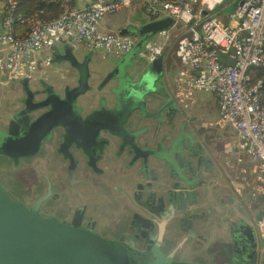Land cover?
Returning <instances> with one entry per match:
<instances>
[{"label":"water","instance_id":"obj_1","mask_svg":"<svg viewBox=\"0 0 264 264\" xmlns=\"http://www.w3.org/2000/svg\"><path fill=\"white\" fill-rule=\"evenodd\" d=\"M130 8L136 13V20L124 25L119 33L133 36L135 42L128 52L110 59V70L104 69L103 83L116 82L109 89L112 97L107 95L106 89H101L99 110L102 109L109 116L105 123H100L95 128L118 138L119 152L130 156L132 162L139 161L140 171L146 172L150 170V158L167 162L171 158V150H166L161 141L153 145L148 136L142 139L144 135L136 126L141 119L158 121L163 116H172L178 111V107L175 98L170 97L163 86L166 65L164 55L146 61L139 57V53L156 33L169 29L174 19L165 15L146 20L140 6ZM0 33H6L1 21ZM44 49L49 56L43 58L45 64H66L76 70L77 78L71 85H65L64 91L57 90L53 83L42 78L33 82L30 76L16 79L20 82L22 91L20 106L10 116L7 127H0V155L8 156L16 164H20V157L38 153L42 143L49 141L58 127H66L61 136L63 140L67 135H72L71 140H74L77 136L74 134V121L82 124L87 117H82L80 109L73 106V103L79 95L91 89L89 78L92 76L94 51H85L70 36L55 39ZM139 60L144 64L141 69L138 67ZM230 63L233 61L230 60ZM112 100L114 104L109 107L108 103ZM165 109L166 114L163 112ZM133 118L136 119L134 123ZM95 121L91 120V123ZM78 136L82 141V135ZM190 136L191 134H186L181 129L172 145L185 143ZM111 141L109 138L106 146ZM73 142L77 144V148L83 146ZM57 152L61 154L60 149ZM62 154L69 162L67 169L71 178H75L78 160L68 149L67 153ZM93 163L96 166L95 159ZM87 165L90 166L89 160ZM186 165L194 174L190 163ZM177 177L167 189L160 185L163 192L159 196L154 191L143 195V191L151 187L149 182L137 185L134 197L140 206V212L132 215L131 232L118 239L101 236L94 221L84 222L82 209H76L68 221L55 216H44L40 211V204L49 196L50 187L45 194L26 204L11 197L0 184V264H197L177 262L173 258V251L167 253L161 246L160 234L166 215L169 214L162 209L164 200L172 214L178 209L176 201L180 203L184 197H188V203L193 204L197 198L187 175L179 170ZM156 213L161 216L162 222L158 223L153 219L152 215ZM189 217L192 216L187 217L188 224L183 225L187 235L179 243L196 235ZM187 219L184 218L183 221ZM154 224L160 228L156 233L152 231ZM215 247L218 248L217 254L223 259L218 260L220 264H257L256 233L250 221L243 217L232 218L229 240L217 243Z\"/></svg>","mask_w":264,"mask_h":264},{"label":"built area","instance_id":"obj_2","mask_svg":"<svg viewBox=\"0 0 264 264\" xmlns=\"http://www.w3.org/2000/svg\"><path fill=\"white\" fill-rule=\"evenodd\" d=\"M60 1L62 10L56 18L32 21L22 36L10 33V18H0L6 31L0 33V75L13 80L31 76L38 69L39 52L68 36L86 43L102 58L128 52L135 42L133 36L100 29L109 13L140 6L146 20L171 16L173 25L156 33L139 57L151 61L162 55L171 31H179L176 55L181 72L175 97L187 107L195 102V91L215 94L217 125L233 131L236 138L225 142L223 152L240 147L256 162L253 190L264 194V102L259 94L261 81L250 83L248 72L264 54V0H236L231 11L225 0H88L82 7H75L72 0ZM9 3L15 5L12 0ZM252 221L258 262L264 264V213Z\"/></svg>","mask_w":264,"mask_h":264},{"label":"crops","instance_id":"obj_3","mask_svg":"<svg viewBox=\"0 0 264 264\" xmlns=\"http://www.w3.org/2000/svg\"><path fill=\"white\" fill-rule=\"evenodd\" d=\"M87 2L88 0H72V4L75 7H82L86 5ZM4 5L5 2L0 1V9H2ZM135 14V11L131 8L109 13L107 15L111 17L105 15L102 18L100 29L106 32L119 33L124 25L133 20V17H135L136 20ZM74 43L85 51L90 49L86 43L82 41H74ZM47 56L48 51L46 49H42L39 52L38 59L40 60V67L31 74L30 77H32V82L42 78L55 84V80L60 81V78H62L63 80L61 82L65 81L71 83L77 78L76 70L70 68L66 64L62 66L45 64L43 58ZM112 57L116 56L102 58L98 52L94 51L91 62V72L94 73L100 70L97 63L100 59L106 60L105 70H110L112 67L110 59ZM143 65V62L139 60V69L143 68ZM180 70L177 64H173L168 70H164L162 78L163 86L165 87L167 84L169 91L171 90V82L180 76ZM101 73L103 74V72ZM164 82H166V84ZM110 86H112V81L106 83L103 89H106L107 95L112 97L109 90ZM20 87V82L0 75V119L2 118L3 124L8 122L13 112L20 106L19 98L22 96ZM170 93V97L174 98ZM193 97L197 105L196 108H186L184 104L178 102V99V101L174 99L178 111L174 114L172 113V116H163L160 124H157L155 122L156 120L141 119L136 126L142 131V135H144L142 139L148 136V138L153 141V145L161 141V145L164 146L166 150H171L170 160L166 162L165 160L150 158V170L141 172L139 161H131L130 164H126L128 158L131 159V157L118 150V161L116 159V161H107L101 164L103 173L100 178H103L108 187H111L112 193L108 195L118 201V210L109 204L105 206L99 205L98 207L92 206L94 199H96L99 193L96 191H84L87 196L82 198V200L78 199L75 195L69 198V202L62 216L70 217L76 207L83 208L85 213L84 222L92 220L95 222V228L99 234L118 239L121 235L131 232L132 215L134 212H140V206L134 198L137 185L139 183L145 184L149 182L151 187L146 188L145 191H143V195L154 191L156 196H159L163 192L160 185H164L167 189L173 181L178 179L177 171L180 170L187 175L188 182L193 184L192 190L197 194V198L193 204L188 203V197H184V200L180 203L176 201L175 204L178 205V209L172 214L168 207V203L164 200L162 209L166 210L169 214L166 215V219L163 222V229L160 234L162 240L161 246L167 253L173 251V258L177 262L220 264L221 262L218 261L217 254L218 248H216L215 245H217V243L227 242L229 240V232L225 228V221L222 222L219 220L220 218L215 214L214 210L217 212L224 204H227V202L223 203L220 199L222 194L227 193L229 195L228 203L233 205L238 201L240 206V209L236 211L238 216L235 215V218L243 217L249 221L248 211H246L245 207H242L244 205L242 204L241 191H244L247 197L250 195V190L254 181L256 162L249 159L245 152L240 147H237L234 152L227 153L231 157L228 162H226L228 168L225 166L220 172L218 171L223 158L222 156L226 155L225 152H223L224 144L229 140L235 141V133L231 130L225 131L218 127V103L215 94L211 93L208 96H199L194 92ZM113 104L114 101L112 100L108 103V106L112 107ZM163 112L166 114L167 109ZM197 113H201L199 114V125L193 122ZM181 114H184L183 122L178 124L179 120L176 118ZM2 115L3 117H1ZM135 120L136 119L133 118L132 123H134ZM158 126H160V128H158ZM181 129H183L186 134H191V136L185 143L172 145ZM190 140H196L200 144L201 150L197 154L191 153ZM109 148H111V146ZM220 148L222 152L220 157H217V152L215 151H218ZM110 152L111 151H109V153ZM49 156V154L45 155V157ZM202 156L209 159V164L201 161ZM45 157L43 156L39 160H43ZM183 162H185V165H183ZM188 162L194 174H192L191 170L187 167L186 164ZM115 164L118 173H115L113 176ZM80 165L83 167L82 164ZM81 167L76 171L77 179H80L84 174ZM178 168L179 170H177ZM78 171L80 172L78 173ZM48 172L50 174L52 173L49 170L44 173ZM52 174L49 175L52 184L55 185L53 181L54 178L57 177L55 180H57L58 183H56L55 191L59 195L57 197L58 199L63 190L66 189L64 185L66 178L63 173H61L63 174L62 177L61 174L52 177ZM40 187L38 185V190L35 192L36 197L44 192ZM234 195H236L237 199ZM24 196L29 198V195ZM99 197L100 199H108V196L105 193L103 194V192ZM152 205L155 204L152 202ZM231 209L232 208H228L226 211ZM194 214H197V216H194ZM189 215L192 216L191 218L189 217L191 228L196 235L189 236L182 243H179L180 240L187 235L183 225L188 224L187 217ZM152 217H154L153 219L156 222H162V218L158 213L152 215ZM184 218L187 220L183 221ZM226 219H230V222L232 220V218H228L225 215V220ZM152 231L155 233L159 231L157 224H154Z\"/></svg>","mask_w":264,"mask_h":264},{"label":"rangeland","instance_id":"obj_4","mask_svg":"<svg viewBox=\"0 0 264 264\" xmlns=\"http://www.w3.org/2000/svg\"><path fill=\"white\" fill-rule=\"evenodd\" d=\"M107 17H111L110 15H107ZM222 21H225V16L222 15L221 17ZM106 60L100 59L98 60V68L100 69L99 71H96L94 73H92V77L89 78V84L91 86V89L87 90L85 93L79 95L76 99V102L73 103V106L76 105V107L78 109H80V114L82 117H84L85 115L87 116L85 118V122L80 124V123H76L74 121V131L79 134L82 135L83 137V143L87 140H90L91 135L93 133V129L92 126H98V124L100 123H105L107 120V115L105 112H103V110H99L100 105H101V101H100V95L102 94L101 89L104 88V83H103V78H104V72L106 69V65H105ZM103 72V74L101 73ZM63 79L60 78L59 80H55L54 81V85L56 87L57 90L64 91V88L66 87L65 85H71V83L73 82H61ZM115 80H117L115 78ZM167 82V81H166ZM166 82H164L166 84ZM112 85H115V81H112ZM166 91L168 90V92L170 93L167 84L165 86ZM197 95L199 96H208L211 93L210 92H206V91H195ZM191 107H197L196 103H192L187 105L186 108H191ZM192 108V109H193ZM95 110H97L95 112ZM197 112V111H196ZM199 114L201 113H197L195 116V119L193 120V122L196 125H199L198 123L200 122L199 120ZM3 117V115L1 116ZM183 118H184V114H181L180 116H177V120L178 124H180L181 122H183ZM91 120H96L94 123H91ZM176 120V121H177ZM191 121V120H190ZM159 122H162V120H159ZM4 122L2 121V118L0 119V127H2V124ZM158 128H160V126H158ZM100 133H102V135L106 136L107 132L106 131H101ZM52 149V148H51ZM50 152H52V150H50ZM40 154V153H38ZM36 154V155H38ZM44 154H49V152H41L40 155H38V157H29V158H25L22 161V164L19 166H16V164L13 163V160L7 156H1L0 155V184L2 186H7L10 185V195L11 196H21L23 193H27V195L30 194L31 196V191L32 187L30 185V183H28V181L24 182L22 181V177L26 178V175L29 174V172L32 173L33 177H36V172H35V168L38 166L39 167V172H45L47 170L51 171L53 173V176H56L58 174H61V172L58 170V168L56 166H54L51 163V159H43V160H39L41 159ZM226 155L222 156V161L221 164L219 165L218 171L220 172L225 166L226 168V162H228V160L231 158L227 153H225ZM21 161V160H20ZM14 165V166H13ZM118 173V169H116V164L114 166V172H113V176L114 174ZM88 174V173H87ZM63 176V174H61V177ZM127 176V175H125ZM129 177V176H127ZM130 178V177H129ZM37 179L39 180L40 178L37 177ZM55 179V178H54ZM88 181L85 184H79V183H74V185H78L75 186L74 189H64L61 196L58 199H54L51 203L57 205L55 206V211L56 214L60 217L63 212L65 211L66 205L69 202V198H71V196H76L78 199L84 198L85 196H87L85 194L84 191L86 192H92V191H96L99 194L97 195L96 199H94V202L92 204V206H105V205H110L112 207H114L116 210H118V201L114 200V198H112L111 196V187H108V185L104 182L103 178H99L98 181L94 180L91 174H88ZM91 180L93 182H91ZM215 180V179H214ZM234 180V178H233ZM255 181V180H254ZM253 181V182H254ZM89 182V183H88ZM254 187V183L251 187L250 190V195L247 197L245 195L244 191H241L242 195V204L245 207L246 211H248L249 216L251 217L249 220L252 221V219L254 218V214H256V212H258L259 210H261L262 208H264V203L259 201V199H257L259 195V193L255 190H253ZM118 188V187H117ZM99 190V191H98ZM101 191V192H100ZM105 193L108 196V199H100V195H102ZM33 193V192H32ZM23 194V195H24ZM109 194V195H108ZM22 195V196H23ZM29 196V197H30ZM234 197L236 198V195H234ZM237 199V198H236ZM228 208H232L231 210L226 211V209ZM237 209H240V206L238 204V201L231 205L227 202V204H224L222 208H220L219 211L216 212L215 214L220 218L219 220H221L222 222H224L225 224V228L226 230L229 232V228H230V219H226L225 220V215L226 217H230V218H235V215H237ZM219 212V213H218ZM229 213V214H228ZM254 220V219H253ZM253 222V221H252ZM252 224V223H251ZM253 226V225H252ZM257 262H258V258H257ZM258 264V263H257Z\"/></svg>","mask_w":264,"mask_h":264},{"label":"flooded vegetation","instance_id":"obj_5","mask_svg":"<svg viewBox=\"0 0 264 264\" xmlns=\"http://www.w3.org/2000/svg\"><path fill=\"white\" fill-rule=\"evenodd\" d=\"M38 68H39V66H38ZM155 122L157 124L161 123V122H159V120L155 121ZM7 123L2 124V128H6ZM92 129H93V133L91 135L90 140H87L83 143V141L80 140L81 138L78 136L77 133H74L77 135L74 137V140H71L72 135H67L66 139L63 140L61 138V136L64 134L66 127H58L54 131V136H52L49 141H44L41 145V148L39 149L38 153H40V154H41V152H43V153L49 152V155L52 157H50V156H49L50 158L45 157L46 154H44V157L47 159H51L50 164H53L54 166H56L58 168V170L65 175L66 181L64 182V185H65L66 189H74L76 186V185H74V183L85 184L88 181V179H87L88 174H91L93 179L98 181V179L102 176V173H103L102 168H101V166H102L101 164L103 162H107V161H111V162L116 161V159L118 161V138L111 136L108 133L106 136L102 135V133H100V131H97L95 126H92ZM109 138L112 139V141L110 142L112 145L106 146ZM73 141H76L78 144L81 143L83 146H81V147L79 146L77 148L75 146L77 144ZM110 146H111V148H109ZM58 149H60L61 154L59 152H57ZM67 149L70 152L74 153L75 158L78 160V166L76 167L75 171H77V169L81 167L80 164H82V166H83L81 168L83 169L84 174L82 175V177L80 179H77L76 176H75V178L74 177L71 178V176L68 172L67 165L69 162L67 159L63 158V154H62V153H67ZM101 149H103V151H101ZM50 150H52V152H50ZM109 151H111V152L109 153ZM38 153H36V154H38ZM36 154L32 155V156H27V157H20V160H21L20 164H16L14 162L13 163L16 164L15 167L19 166L22 164L23 159L40 155V154H38V155H36ZM94 159H95L96 166L93 163ZM88 160L90 161V166L87 165ZM126 162H127L126 164H130L131 159L128 158V161H126ZM39 170L40 169L37 166L35 168V172L37 173L36 177H33L31 172H29V174L26 175V178L22 177V179H23L22 181H24V182L28 181V183H30V185L32 187L33 191L30 192L31 196L29 194V196H30L29 198L27 196H24V195H27V193H25V194L23 193L24 195L22 194L24 197H22V195L21 196H11L9 194L10 190H11L10 185L5 186L6 191L8 192V194L11 197L16 198L18 200H21L22 202H24L26 204H30L35 199H37L38 197L45 194L47 191V188L50 187L49 196L40 204L41 213L44 216H55L61 220H67V221L70 220L72 216H70V217L66 216L65 217V216H62L63 215L62 214L59 217L55 211V204L51 203L54 199H57V197L59 196L58 193H56V191H55L56 183H58L57 180H55L57 177L53 181L55 183V185H54V184H52V182L50 180V176H49L52 173L50 174L49 172L48 173L39 172ZM79 172L80 171H78V173ZM52 176H53V174H52ZM37 177H39L40 179L38 180ZM36 179H37V181H36ZM91 182H93V181L91 180ZM38 185H39V187L41 186L40 188H42L44 192L42 194H39L36 197L35 192L38 190ZM76 209H82L84 211L83 208H77L76 207L73 210V213ZM250 218L251 217L248 214V219H250ZM83 219H84V217H83ZM91 221L92 220H88V222H91ZM103 237H106V236H103ZM149 257H150L149 252H147V258H149Z\"/></svg>","mask_w":264,"mask_h":264},{"label":"trees","instance_id":"obj_6","mask_svg":"<svg viewBox=\"0 0 264 264\" xmlns=\"http://www.w3.org/2000/svg\"><path fill=\"white\" fill-rule=\"evenodd\" d=\"M0 1L5 2L3 10L2 12H0V18H10L11 21L9 31L13 36L16 37L22 36L29 29L30 23L32 21H50L56 18L62 10V4L60 0H12L15 2V5L13 7H11L9 0ZM224 4L227 5V11H231L236 5V0H225ZM141 10L143 12L142 8ZM133 19H135V17H133ZM179 38L180 35L178 30L171 31L170 41L165 45L162 53L166 61L165 70H168L169 67L173 64H177V66L181 69L179 59L176 55ZM248 72L250 75V83H254L257 80L261 81L259 94L261 101L264 102V54L261 58L260 63L258 65L250 67ZM177 86L178 83L177 79L175 78L171 82L170 94L176 99V101H178L175 97V90ZM200 150V144L196 140H190L191 153L197 154ZM215 152H217V157H220L222 152L221 148ZM201 161L209 164V159L207 157L202 156ZM183 165H185V162H183ZM220 199L223 203H226L228 202L229 195L227 193L222 194ZM257 199L264 203V194L258 196ZM263 213L264 208L256 212L253 219L260 217ZM218 259L223 260L220 255H218ZM259 262L257 263L259 264Z\"/></svg>","mask_w":264,"mask_h":264}]
</instances>
